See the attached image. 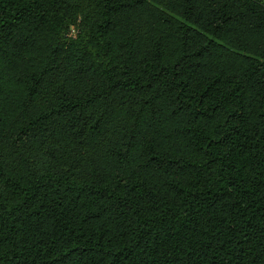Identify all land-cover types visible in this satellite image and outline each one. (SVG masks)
<instances>
[{
    "label": "trees",
    "instance_id": "16d2710c",
    "mask_svg": "<svg viewBox=\"0 0 264 264\" xmlns=\"http://www.w3.org/2000/svg\"><path fill=\"white\" fill-rule=\"evenodd\" d=\"M0 264H264V0H0Z\"/></svg>",
    "mask_w": 264,
    "mask_h": 264
},
{
    "label": "built area",
    "instance_id": "2783aa9c",
    "mask_svg": "<svg viewBox=\"0 0 264 264\" xmlns=\"http://www.w3.org/2000/svg\"><path fill=\"white\" fill-rule=\"evenodd\" d=\"M72 32H74L73 29H72Z\"/></svg>",
    "mask_w": 264,
    "mask_h": 264
}]
</instances>
